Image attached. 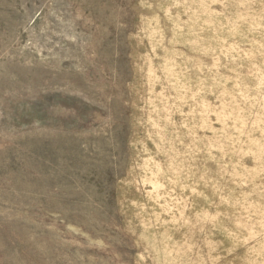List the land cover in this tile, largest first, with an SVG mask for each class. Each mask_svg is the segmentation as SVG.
<instances>
[{
	"label": "rangeland",
	"instance_id": "obj_1",
	"mask_svg": "<svg viewBox=\"0 0 264 264\" xmlns=\"http://www.w3.org/2000/svg\"><path fill=\"white\" fill-rule=\"evenodd\" d=\"M0 264H264V0H0Z\"/></svg>",
	"mask_w": 264,
	"mask_h": 264
}]
</instances>
